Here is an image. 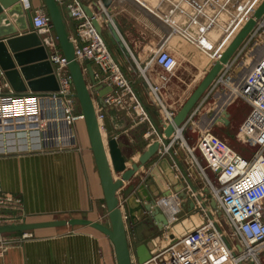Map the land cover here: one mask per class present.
Masks as SVG:
<instances>
[{"label": "crops", "instance_id": "obj_1", "mask_svg": "<svg viewBox=\"0 0 264 264\" xmlns=\"http://www.w3.org/2000/svg\"><path fill=\"white\" fill-rule=\"evenodd\" d=\"M57 2L72 41L76 36L77 22L70 17L66 8L69 0H57ZM81 2L93 10L90 0H81ZM197 2L198 0H121L120 7L112 9L108 20L118 29L131 54L130 59H123L114 50L106 35L107 21L99 18L102 35L113 49L131 84L132 93L121 96L120 103L111 106L99 104L97 93L91 92V95L97 114L102 115L103 119L107 118L112 129V133L108 134L102 119L101 131L107 152H109L108 138L111 137L116 141L121 156L126 160L127 168L131 167L130 160L138 162L140 155L152 143L161 140L159 134L164 132L161 122L169 124L170 118L176 116L218 59L207 57L205 52L209 49L193 37L197 35L195 28L187 25L186 20H189L188 16ZM261 2L262 0H253L248 10L253 12ZM23 4L24 9L30 11L32 21L37 12L48 13L45 0H23ZM248 15L245 11L221 41L219 46L222 52L247 22ZM10 26L15 29L12 21ZM29 33L37 34L44 46V36L31 28L28 22V31L18 34L20 36ZM53 34L57 49L52 50L44 46L49 63L42 64L38 59H34V63L30 64V67L27 66L31 73L29 80L20 71L21 68L16 66L19 72L18 82L13 84L6 77L0 79V95H36L44 98L58 94L60 76L58 66L52 63L51 57L55 53L63 56L64 54L54 29ZM252 39L253 45L251 43L246 48V55L238 59V54L225 68L223 81H220L221 78L217 80L202 96L183 128L173 135L172 139L175 141L171 142L172 139H168L170 147L162 146L152 160V166L158 168L166 179V187L171 192L175 194V189L179 188L187 194V198L180 199L182 211L186 210L190 215L186 220L187 225L194 224L193 218L196 216L193 212L200 216L201 223L197 226L194 224L184 233L202 224L203 216L195 207L193 193L200 196L199 193H203V190L207 191L199 169L196 170L199 175L195 179V184L190 182L195 171L190 168L191 163L196 160L193 150H197L203 134H212L216 130L226 132L230 140H241L239 129L251 113V106L239 97V89L245 79H238L236 71L240 60H243L247 73L250 74L264 57V40H262L264 37L255 36ZM7 40L8 37L1 42L6 44L8 51L14 57ZM200 50H203L205 56L196 62V58L200 57ZM160 51H167L175 56L176 62L172 70H164L155 63L154 59H151ZM90 64L96 74L98 68L92 62ZM81 65L84 76L88 79L89 72L85 62ZM51 76L56 78L59 87L56 91L50 90V85L55 82L49 80ZM32 81L38 83L41 89L32 91L30 88ZM102 86V92H108V86ZM75 99L73 114L83 116L79 101ZM225 118L229 120L228 125L224 122ZM16 130L19 128L15 127V130L12 126L7 129L0 128V188L4 193L18 196L23 200L26 222L85 219L110 226L102 183L84 120H78L74 124L75 147L69 149L24 151L19 148L24 142L13 134ZM231 147L236 150L234 146ZM255 150L256 148L250 144L248 148L243 149V152L236 151L245 157H251ZM174 173L178 180L176 184L170 185L167 178L169 174ZM209 173L213 179V174L210 171ZM147 174L148 171L141 170L129 182H125L118 192V197L126 217V231L130 245L134 243L136 247L146 243L153 255L160 250H153L152 243L161 232L155 234L156 226L148 219L141 206L146 203L149 196L156 197L155 201L161 197H158L159 189L154 182L149 177L146 178ZM119 176L120 174L114 172L115 179ZM146 181L148 184L144 185ZM201 185L203 188L200 187ZM200 188L201 190H198ZM208 193L210 194L209 191ZM206 196L202 194L201 201L206 208H212L210 201L206 202ZM189 200L194 203L193 208ZM127 206L132 209V219L126 212ZM166 229L164 231L168 232ZM31 233V237L11 245L0 256V264H118L111 240L89 226L66 225L38 229ZM173 234L175 236L170 235L172 238L183 235ZM19 235L12 233L8 236ZM161 237L167 242L163 236Z\"/></svg>", "mask_w": 264, "mask_h": 264}, {"label": "built area", "instance_id": "obj_2", "mask_svg": "<svg viewBox=\"0 0 264 264\" xmlns=\"http://www.w3.org/2000/svg\"><path fill=\"white\" fill-rule=\"evenodd\" d=\"M66 8L77 22L76 36L72 38L76 61L92 62L98 68L96 80L112 88L104 99L105 104H119L121 96L132 93V87L113 49L86 15L81 0H69ZM263 27L264 20L255 35L260 31L263 33ZM33 28L44 36V46L57 49L48 13L37 12ZM154 60L166 71L172 70L176 62L167 51L156 53ZM51 61L58 66V94L44 98L0 95V128L12 126L15 130L18 127L19 130L13 134L24 142L19 147L24 151L44 152L75 147L73 126L83 116L73 114L76 92L68 61L57 53L52 55ZM219 79L223 81V73ZM239 97L252 108L239 129V136L256 148L253 155L245 157L214 134L205 133L197 147L205 166L196 161L204 176L205 188L229 222L231 234L225 235L220 231L214 219L218 211L206 208L194 192L195 207L203 216L202 224L178 238H172L144 264H264L261 259L264 251V57L245 78ZM98 119L101 122L103 116L98 115ZM160 142L163 147H170L168 139ZM206 171L213 174V179L207 176ZM188 188L193 191L189 185ZM155 204L170 223L178 221L182 203L176 193L161 197ZM25 218L23 200L4 193L0 188V227L22 224L26 222ZM31 236V232L20 233L17 237L0 235V256L11 245ZM133 264H139L134 256Z\"/></svg>", "mask_w": 264, "mask_h": 264}, {"label": "water", "instance_id": "obj_3", "mask_svg": "<svg viewBox=\"0 0 264 264\" xmlns=\"http://www.w3.org/2000/svg\"><path fill=\"white\" fill-rule=\"evenodd\" d=\"M252 1L253 0H198V4L188 16L189 20H186L188 23L187 25L191 28H195L197 35L193 37L204 45L205 48L209 49L207 52H204L206 54L211 53L212 56L217 57L218 59L191 97L184 103L176 116L172 118V121L169 122V124L161 122L164 127V132L163 134H159V136L163 141L171 139L177 131H180L183 128L188 117L196 108L202 96L218 80L228 64L237 56L239 50L259 28V25L264 20V0H262L253 12H250L248 8ZM120 2L121 0H116V2L115 0H90L93 10L85 5H83V9L86 15L92 20L95 28L101 34L102 26L99 22V18L105 22L107 21L106 35L108 36L112 47L123 59H130L131 54L120 36L118 29L114 23L108 20L112 9L120 7ZM45 5L64 57L68 61V69L76 92L75 96L78 99L82 110L91 149L100 175L110 226L85 219L39 223L24 222L18 225L1 226L0 235L25 233L38 229L66 225L89 226L100 231L111 240L115 248L118 264H133V256L136 257L139 264H144L152 258V254L146 243H142L132 249L127 237L126 217L124 216V211L120 207L118 192L123 188L125 182H129L136 174L141 170H144L148 171L146 178L149 177L159 189L158 197H168L171 195V191L166 187V179L160 174L155 165L152 166V160L162 147L161 142L156 141L152 143L148 149L140 155L138 162L130 160V168H127L126 160L121 156L116 141L111 137L108 138L109 152H107L101 131V122L98 119L91 92L97 93L99 96V104L105 106L104 99L112 92V88L108 87V92H102L103 86L96 80L95 72L89 61H85L89 72V78L86 79L81 63L77 62L75 59L74 44L69 38L62 11L57 0H45ZM24 8L23 0H0V79L6 77L13 84L18 82L19 77V72L16 66L21 68L20 71L24 74L25 78L29 80L31 73L27 66L30 67L29 65L34 63V59H38L42 64L49 63L46 48L42 45V40L37 34L29 33L20 36L18 34V32L25 33L28 31V22L30 23L31 28H33L31 13L28 9ZM245 11L248 12L250 17L227 48L222 52L219 46L221 41ZM11 21L15 24V29L10 26ZM6 37L9 38V40H7V45L10 47L14 57H12L8 51L6 44L1 42L2 39H6ZM51 77L52 78L49 80H55V82L50 85V90L56 91L59 89L56 78L55 76ZM30 83L32 91L41 89L35 81ZM224 114H226L225 111ZM224 122L228 125L229 120L225 118ZM103 124L107 133H112L107 118L103 119ZM114 172L120 174L116 179L114 178ZM147 184V181L144 182V185ZM175 192L180 199L187 198V194H185L182 189L176 188ZM156 199V197L149 196L146 199V203L141 206L146 212L148 219L154 222L156 226L155 234L157 232H163L169 224L166 216L156 206ZM209 199L212 208L218 211L219 216L222 215L215 200L212 199L211 196H209ZM190 205L191 208L194 207L192 201L190 202ZM131 211L132 209L127 206L126 212L129 216L132 213ZM130 217L131 219L133 218L132 215Z\"/></svg>", "mask_w": 264, "mask_h": 264}, {"label": "rangeland", "instance_id": "obj_4", "mask_svg": "<svg viewBox=\"0 0 264 264\" xmlns=\"http://www.w3.org/2000/svg\"><path fill=\"white\" fill-rule=\"evenodd\" d=\"M248 17H250V15H248ZM262 31H263V34L261 33V31L260 32H258L256 35H255V33L256 32H254L253 34H252V36L250 37V39H252L253 37H264V27L262 28ZM262 34V35H261ZM250 39H248L247 40V42L244 44V48L242 47L240 50H239V52H238V54H239V56H238V59H241V58H243L245 55H246V48H248L250 45H251V43H252V45H253V39H252V41H250ZM259 40V39H258ZM261 40V39H260ZM262 40H264V39H262ZM200 54H199V56L200 57H198V58H196V62H198V60L199 59H201V57L202 56H205V54L200 50ZM171 54V53H170ZM237 54V55H238ZM173 55V54H172ZM208 56L207 57H210V58H212V57H214V56H212V54L210 53V54H207ZM244 55V56H243ZM174 56V55H173ZM243 56V57H242ZM175 57V56H174ZM214 58H217V57H214ZM151 59H154V58H151ZM245 62H246V60H245ZM247 71L248 70H246V67H245V64H243V60H240V65H239V68H237V71H236V77L238 78V79H245L249 74L247 73ZM250 72V71H249ZM212 134H214L215 136H217L218 138H220L221 140H223V141H225L228 145H230V146H234L235 148H236V150L237 151H240V152H243V149H246V148H248L249 147V143L247 142H244L243 140H237V139H234V140H230L226 135V132H224V131H222V130H216V131H214V133H212ZM234 134V133H233ZM237 138V137H236ZM87 140V139H86ZM87 142V141H86ZM248 146V147H247ZM193 153H194V155H195V157H196V160L202 165V167H204V163H203V160H202V158H201V156H200V154L197 152V150L195 149V150H193ZM196 160L194 159V164L193 163H191V166H190V168H193L195 171H193V178L191 179L192 181H190L191 183L193 182L194 184H195V179L198 177V175H199V172L197 173V169H199V167H198V165L196 164ZM200 171V170H199ZM206 174L208 175V177L209 178H211V175H210V173H209V171H206ZM201 178V177H200ZM203 178H204V176H203ZM204 181H205V179H204ZM203 181V182H204ZM192 183V184H193ZM205 183V182H204ZM199 184V183H198ZM187 185V184H186ZM201 188H203V186L201 185L200 186ZM201 188L200 189H198V190H201ZM206 189V188H205ZM207 190V189H206ZM141 191H144L143 189H141ZM208 191L209 190H207V191H204L203 190V193H199V195L200 196H202V194H206L207 196L205 197V199H206V202H207V199H209V196H210V194L208 193ZM208 203V202H207ZM123 209V208H122ZM210 210H213L214 211V209L213 208H211ZM193 214L196 216L195 218H193L194 220V224H196V226L197 225H199L200 223H201V220H200V216H199V214H197L196 212H193ZM193 214H191V215H193ZM188 213H187V211L185 210H183L181 213H180V215H179V218H178V221L177 222H175V223H173V226L176 228V232H179L180 234H183L184 232H185V230H188V229H191L190 227H193V225H191V226H188L187 225V222H186V220H187V217H188ZM190 216V215H189ZM218 217V218H217ZM217 217H216V215L214 214V219H215V221H216V224H217V226H218V228L220 229V231L221 232H223L225 235H230L231 234V227H230V224H229V222L227 221V219L225 218V216L222 214V215H217ZM189 218V217H188ZM183 223V227H182V230L180 229V225ZM180 229V230H179ZM168 231V230H167ZM164 232H166V231H163V232H161V233H159L157 236H163V234H164ZM164 246H166V244L164 245ZM131 247H132V249H134L135 248V244L133 243V244H131ZM263 257V258H262ZM261 259H262V261L264 262V251H263V254H262V256H261Z\"/></svg>", "mask_w": 264, "mask_h": 264}, {"label": "bare ground", "instance_id": "obj_5", "mask_svg": "<svg viewBox=\"0 0 264 264\" xmlns=\"http://www.w3.org/2000/svg\"><path fill=\"white\" fill-rule=\"evenodd\" d=\"M180 136H181V134H180ZM167 179H168L170 185L176 184L177 180H178V178H177L175 173L173 175L169 174ZM171 194L173 195L174 192H171ZM135 207H138V205H135ZM168 222H169V220H168ZM182 227H183V223L180 225V229L181 230H182ZM166 230H168V232L163 234V237L167 240V242L165 240H163V238L161 236H158V237L154 238L153 243H152L153 244V247H152L153 250L154 249L158 250V249L163 248L164 247V245H163L164 243L168 244V242L170 240H172V237L170 235L175 236L173 233H175L177 236H178V234H180L179 232H176V228L170 222H169Z\"/></svg>", "mask_w": 264, "mask_h": 264}, {"label": "trees", "instance_id": "obj_6", "mask_svg": "<svg viewBox=\"0 0 264 264\" xmlns=\"http://www.w3.org/2000/svg\"><path fill=\"white\" fill-rule=\"evenodd\" d=\"M14 234H20V233H14ZM6 235H12V234H6Z\"/></svg>", "mask_w": 264, "mask_h": 264}]
</instances>
